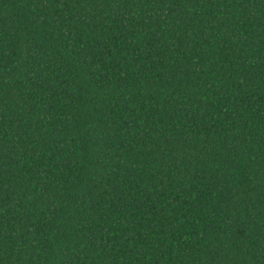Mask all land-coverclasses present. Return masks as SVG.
I'll return each instance as SVG.
<instances>
[{
  "label": "trees",
  "instance_id": "obj_1",
  "mask_svg": "<svg viewBox=\"0 0 264 264\" xmlns=\"http://www.w3.org/2000/svg\"><path fill=\"white\" fill-rule=\"evenodd\" d=\"M0 264H264V0H0Z\"/></svg>",
  "mask_w": 264,
  "mask_h": 264
}]
</instances>
